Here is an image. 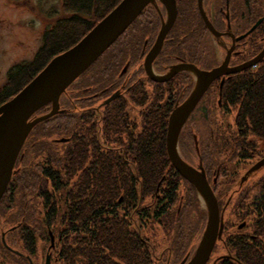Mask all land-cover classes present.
I'll list each match as a JSON object with an SVG mask.
<instances>
[{
	"label": "trees",
	"instance_id": "1",
	"mask_svg": "<svg viewBox=\"0 0 264 264\" xmlns=\"http://www.w3.org/2000/svg\"><path fill=\"white\" fill-rule=\"evenodd\" d=\"M122 0H65L63 7V15L56 18L55 22L43 36L42 47L38 50L33 61L28 63L16 64L8 72V78L2 90H0V106L14 98L25 86H27L56 56L64 53L78 42H80L100 21H102L109 13H111ZM240 1V0H239ZM259 7L254 8L257 13L255 20H249L246 29H252L256 20L262 17L264 20V0H259ZM180 14L178 23L181 22L180 16H185V6L187 0H179ZM190 3V1H189ZM222 8L225 7L223 0ZM148 8L140 15V17L127 29V31L67 90L61 98V106L64 109L62 114L56 115L39 125L34 129L42 127L41 137L34 136V129L28 137L25 146V155L16 163V169L23 162H30V169L16 170L13 179L19 177V181L13 183L8 197V204L3 206L4 210L8 208L23 209L24 218L19 222L24 228L10 229L7 237L12 235L22 234L24 237V251L18 250L25 254H34L37 250V235L47 232V227L55 228L53 223H60V232L57 237L56 246V263L59 264H153V256L150 249L146 246V240L138 232H134L132 228H146L147 220L151 217L150 208L154 203L157 209L153 217L163 224L164 228L169 227L168 232H172L173 227H179L180 218L185 214V211L192 210V223L188 222L190 231L183 238L178 239L171 234L169 246L173 251L176 264L182 258V254L186 253L189 239L196 231H203L206 228L207 213L201 218L203 210L200 208L201 202L195 188L187 182L171 165L166 148V128L171 106L169 104L161 105V84H153L155 90L152 95L149 94L150 109L143 114L141 132L125 133L129 128L124 129L128 118H125L126 107L129 101L140 105H145V93L139 95L133 93L135 89L143 88L145 90L146 81L151 83L144 75L143 71L136 72L141 74L140 81L127 87L126 99H117L106 106L107 110L111 109L109 114L106 113V136L110 133L112 127L122 131L118 138L119 144L122 143L118 151L108 150L102 154L98 150L101 143L100 135L91 136V130L101 128V116L94 108H86L77 103L73 96L89 94L91 92H100L109 84L115 83L114 80L122 70L131 66H138L140 51L143 48L146 39L145 18ZM190 17V13L186 14ZM199 17H197L198 20ZM88 19V20H86ZM156 21L159 22V17L156 14ZM200 21H193L191 29L197 27L198 30L205 31L204 26ZM139 27L135 32L134 28ZM185 27V30L180 27L175 38L181 47L188 46L185 39H178L182 35L190 34L191 29ZM241 28V26H239ZM264 31V21L262 22ZM187 28V31H186ZM185 31V33H183ZM254 31H252L253 33ZM251 34V33H250ZM254 32L253 37H256ZM199 37V38H196ZM193 37V42L196 40L198 48L209 49L211 42L201 39L199 35ZM134 66V67H133ZM96 68L97 75L92 82V85L80 88L78 86L80 80L87 74L91 73ZM131 68V69H132ZM137 71V68L135 69ZM99 77H103L101 80ZM104 81V84H101ZM119 83L116 84L118 86ZM233 106L239 109L235 121V127L240 129L246 138L251 135L257 139H264V65L254 75H246L238 79ZM69 93V91H71ZM96 90V91H95ZM114 90V89H113ZM111 90V92L113 91ZM77 91H80L77 93ZM74 94V95H72ZM154 94V95H153ZM103 95V94H99ZM129 97V98H128ZM150 97L153 98L150 99ZM63 98L64 104L62 103ZM125 99V100H122ZM130 99V100H129ZM119 100V101H118ZM63 104V105H62ZM114 106L112 107L111 105ZM202 106V105H201ZM50 105L42 108L36 115H44L50 111ZM86 108V109H85ZM106 110V112H107ZM90 115V119L87 115ZM94 114V115H93ZM196 114L202 116L203 121L211 120L207 117L206 111L202 108L195 112L189 118L184 127L179 144L181 150L182 143L186 134L190 133L189 126ZM95 116V117H93ZM55 122L58 125L56 128L44 129L47 125ZM59 123V124H58ZM91 123L89 128L86 126ZM117 126V127H116ZM140 127L135 126V129ZM87 129V130H86ZM193 138L199 136L196 132L191 131ZM61 135V136H59ZM63 135V136H62ZM99 135V136H98ZM241 136V135H240ZM61 137L66 141L64 145H68L63 153L58 150L53 151L47 157L45 170L41 167V159L38 157L46 151L47 146L51 145V140ZM34 138L33 142H30ZM111 139V138H110ZM102 140V138H101ZM56 141V140H55ZM59 141V140H58ZM54 143V142H53ZM62 143V142H61ZM87 143L89 146H87ZM254 146V145H253ZM22 150V151H23ZM90 150V151H89ZM199 160L202 166L204 165L201 149H197ZM182 158L185 157L182 155ZM36 159L39 161L37 165ZM187 159V158H186ZM185 160V159H184ZM21 166L19 167L21 169ZM205 166V165H204ZM203 166V167H204ZM206 169V168H205ZM221 169V168H220ZM36 170V171H35ZM40 170V172H39ZM37 173V174H36ZM212 178L213 190L223 188L221 184V174L217 170ZM52 178V187L56 191V198L51 197L46 193V187L51 186L47 182L48 178ZM216 180V181H215ZM186 182L188 189L186 196H177L178 184ZM215 181V183H214ZM13 183V184H12ZM17 186L21 187L23 196L19 197V201L15 199V194L18 197ZM250 187V186H249ZM248 187V188H249ZM261 190L260 195H256L254 200L258 202L253 212H248V216L255 214L252 219V228H264V178L255 183L248 189ZM69 188V190H68ZM247 190V189H246ZM37 192L38 195L34 198L41 199V206H45L47 211L43 225L40 228H32L31 219L33 217L32 207L30 202H26L28 194ZM245 192V191H244ZM7 193V192H6ZM248 195V194H247ZM3 198H7L6 194ZM2 198V199H3ZM178 198V199H177ZM177 200L180 201V208L174 213V207ZM244 205L247 200L242 199ZM151 202V203H150ZM225 200L221 201L223 205ZM15 203H18L16 205ZM27 203V204H26ZM150 203V204H149ZM227 202H225L224 206ZM227 208V210L231 207ZM2 200L0 202V207ZM149 205V206H148ZM148 206V207H147ZM256 206V204H255ZM179 207V206H178ZM190 207V209H189ZM156 208V206H155ZM189 209V210H188ZM242 206H238V210L242 213L243 219H246L245 212ZM184 210V212H183ZM199 212L201 220L195 218V213ZM242 210V211H241ZM16 210H13L15 213ZM234 211H237L236 204ZM259 217H258V214ZM17 214V213H16ZM15 214V215H16ZM250 217V216H249ZM7 218V217H6ZM5 218V219H6ZM6 219L9 224L13 220ZM224 228H238L229 226L228 220H225ZM19 222L15 225H18ZM19 226V225H18ZM196 226V228H195ZM56 229V228H55ZM54 229V232H55ZM177 229V228H175ZM7 232V233H8ZM49 237V235H48ZM7 239V238H6ZM148 239V237H147ZM228 248L223 247L237 258V264H264V246L255 243L246 244L242 238H230ZM9 244V243H8ZM4 249L3 242L0 237V254ZM16 249V248H14ZM7 252V251H6ZM8 257H17L11 252H8ZM233 256V257H234ZM180 257V258H179ZM24 259L17 257V264H21ZM26 261V264L29 262ZM11 264V263H10Z\"/></svg>",
	"mask_w": 264,
	"mask_h": 264
},
{
	"label": "flooded vegetation",
	"instance_id": "2",
	"mask_svg": "<svg viewBox=\"0 0 264 264\" xmlns=\"http://www.w3.org/2000/svg\"><path fill=\"white\" fill-rule=\"evenodd\" d=\"M188 1H190V0H188ZM176 2H177V8H178L177 19H176L175 24L173 25V27L169 31V33H168V35L164 41L162 50L160 51L158 56L153 61V70L157 75H159V76L166 75L172 70V68L174 66L179 65V64H183V63L193 64L196 67H198L200 70L210 72V71L214 70L215 68H218L222 64H224V62L228 58L229 52H231V55H230V58L228 59L227 66H228L229 70H232L234 68L240 67V66L245 65L248 62L252 61L256 57H258L260 55V53L264 50V31H263V27H262V22L264 21L263 15H262V17H260L259 19L256 20L252 29H249V30L246 29V26H247L248 21L250 19L255 20L256 18H258L257 13L254 12L253 10L256 6L259 7V2H261V1H259V0H240V1L239 0H225V7L222 8L220 6L217 8L216 0H203V2H202L203 3V9H204L208 19L210 20L212 25L215 27V29L218 31V33L221 34L219 38H216L208 30V28L205 24V21L202 18V15H201L200 10H199V0H196L197 15L199 16L198 20H197V18L194 17L195 9H191V11L189 13L191 15H193V17H192V18H194V19H192L193 21L202 22L201 24L204 26L205 31L203 32V30H198L197 27H193V29H191V33L189 35L188 34L182 35L178 39H185V43H189L191 40H193L194 36L199 35L201 37V39L204 38L202 43L205 41L211 42L212 48L204 49V50H200L201 48L193 49L192 44H188V46L181 47V48L179 47L180 44H178L179 42L177 43V41H176L177 38H175V35H176V33H178V30H180V26L178 23V18H179V14H180V4H179L180 2H179V0H176ZM157 7L162 12L164 19L167 20V11H166V8L164 7V5L160 2H158ZM157 7L154 5H150L148 7V12H147L146 18H145L146 39H145V43L143 45V48L140 51V56H139L140 63H139V65L135 66V67L133 66L134 68L129 66V67L125 68L126 70H122V72H120V74H118L116 76V78L114 80L115 83L109 84V86L103 88L100 91V93L103 95H100L99 97L98 96H89L85 100L86 102H92V101L94 102L98 99L101 100L100 101L101 103L99 104V111H97V112H99V115L101 116V128H102L100 130L101 135L105 134L106 128H107V123H106V116H107L106 110L107 109H106V106L111 104V102L106 103L107 100L110 99L117 92H119L120 95L116 99H120V98L126 99V91H127V87L131 85L130 83L133 82L132 84H136V82L140 81L141 74L136 73V72H140L142 70L143 75L151 82V83H147V81L145 82L146 83L145 90L143 88L133 90V93H137L139 95H142V93L146 94V97L144 99L145 105H140V106L135 105L136 109L139 110V112H137L138 117H143V114L146 113L147 110L150 109V105H152L149 102L148 95L149 94L152 95L153 91L155 90V86L153 84H161L162 86H161L160 92L162 93V96H165L166 94L168 95L169 100L167 101L166 104H169L171 106L170 114L168 117V122H169V118H170L171 114L176 109V107L179 105H182L189 98V96L191 95L192 91L195 88V85H196L195 76L189 71L179 72L178 74L173 76L168 81L162 82V83L155 82V81L151 80L146 74L145 67H144L145 58L148 56V54L151 52V50L155 46L158 35L160 33V30H161V26H162L161 16L158 12ZM189 13L186 12V14H189ZM156 14L159 17V22L155 20ZM239 26H241V28ZM138 28H139L138 26L135 27L134 32ZM252 31L257 33L256 37H253L254 32L252 33ZM183 33H185V31ZM233 37L235 38V43H234ZM263 65H264V58H262L257 64H255V65H253V66H251V67H249L243 71L227 73V74L222 75L221 77H218L217 79H215L210 84L207 91L204 93V95L202 96L201 100L199 101L198 105L196 106V108L194 109V111L192 112V114L190 115L189 118H191V116L195 112H197L199 110V108L200 109L202 108L201 105H204L203 108H204V111H206V113L208 114L207 117H209V119H215V117H216L215 111L216 110L214 108V105L212 104V101H214V99L215 100L217 99L216 103H217V107L219 108V110H221V109L226 110L225 114H227L229 116L234 115L233 120L235 123L239 109L237 107L233 106V103L235 101L233 98L235 96V91H236L235 86L237 85L238 79H241L242 77H244L246 75L256 74L263 67ZM136 68H137V71L135 70ZM117 83H119L118 86H116ZM111 90H113V91L111 92ZM107 93H109V94H108V96L105 97V94H107ZM101 97H102V99H100ZM125 99H122V100H125ZM150 99H152V101H153L152 97H150ZM115 100H113V101H115ZM162 106H164V105H162ZM87 108H91V107H87ZM126 117L129 120H131V118L129 117L128 114L125 115V118ZM133 121L135 124L136 123L135 120H133ZM137 124H138L137 127H141L142 120L137 122ZM186 124H185V126H186ZM114 126L112 127V130L109 131L110 133L115 134V137L113 139L114 142L104 140V142L102 144H99V146L97 147L98 150H100L102 152V154H105L108 150L118 151V149L120 148L118 138L120 136V133H122V131L114 128ZM135 126L136 125H134V127ZM126 128L130 129V123L129 122H127V124L124 125V129H126ZM183 129H182V131H183ZM167 131H168V124H167V128H166V139H167ZM191 131H193V129ZM236 132L239 136L241 135L242 139H244V141H240L239 143H237L236 153L239 152V150H240V151H242V153H245L246 155H248L247 152L249 151V149L256 150L257 146H258L257 150L259 153H257V150H256V154L255 153L253 154V151L251 150L252 154H253L252 158L253 159L258 158V160L255 161V163L253 165H251L247 170H245L244 174L240 177L239 180H237L235 187L231 189V194L227 195L229 197H228L227 203L224 207H222V204H221L222 199L217 192L218 189L215 188L216 191H214V192H215V195H216L218 203H219L220 211L223 213L224 224H226V221H225L226 220L225 219L226 214H227L226 212H228L227 208L230 206L229 205L230 202L232 201L234 203V199H236L238 196H240V194L244 193V191H246V189L249 186H250V188H251V186H255V183L259 182L260 180H262L264 178V174H261L262 171L264 170L262 168L258 172H254V173L250 174L248 179L246 181L242 182V179L247 174V172L254 165H256L258 162H260L261 160L264 159V139H262V138L257 139L256 137L254 138V136H252V135L249 138H246V136L243 135L242 131L240 129H238L237 127H236ZM193 142H194L195 151H196L197 149L200 148V141L198 140V137H196L195 139L193 138ZM179 150H180V154H181L180 144H179ZM196 155L197 156L199 155V153L197 151H196ZM181 156H182V154H181ZM199 156L197 157V162H195V161L192 162L189 159H186V157L184 159L190 165L194 166L195 168H198V166L200 165L199 164L200 163ZM18 161H19V159H18ZM204 169H205V166H204ZM205 171H206V169H205ZM217 173L221 174L220 167L217 168ZM206 175H207V173H206ZM207 178H208V176H207ZM208 180H209L210 184L212 185L213 182H211L209 178H208ZM47 182H49L52 185L53 179L50 177L47 179ZM10 184H11V182L9 183L8 188L11 187ZM257 189L259 190L258 187H257ZM6 192H7V190H6ZM5 194H4V196H5ZM224 195H226V193ZM253 201H254V205L251 207L252 209H254L255 207L258 206V202L255 201L254 198H253ZM255 204H256V206H255ZM244 205H247V204L245 203ZM247 209L248 208H246L245 214L248 213ZM249 216L250 217L253 216L254 218L255 217L257 218V216L255 214H252ZM249 216H248V214L246 215V219H244L243 222H241L239 224V226H237L238 228H224L223 229L221 240H219L217 242V244L214 248V251L212 252V255H211L209 261L207 262V264H237L238 263V261L236 260L237 258L233 255V253L229 252L228 249L224 250L223 254H221L217 257H214V254H216V250L218 249L217 245L222 244L223 247L225 246L226 248H228V244H229L228 242H229L230 238H235V237L239 238L240 237V238L244 239L246 244H252V243L256 242V245H260V247H258V248H263V246H264V228H252L253 227V222H252L253 217L250 218ZM258 217H259V214H258ZM23 222H24V219L22 220V222H19V224H18L19 226L16 225L14 227H11L10 229L24 228L21 225ZM241 225H244L243 228H240ZM54 229L55 228L47 227L50 246H49V250H48V253L46 255V258H45V263H46V259H47L48 255L50 256V262L51 263H52L53 259H54V262L57 261L55 251H56V246L58 243V241H57L58 232H56V231L54 232ZM205 229L206 228H204L203 231H200V230L196 231L195 234L191 237V239H189L188 245H187V247H188L187 251H186V253L182 254L183 256H182L181 260L179 261V264H181L186 258H188V260L191 259L194 252L196 251L197 247L200 244V241L202 239V236H203ZM167 230H169V228H167ZM8 231L1 233V241L3 242L2 237L4 235L5 242H6V244L3 243L4 249L7 252H11V254H14V255L19 256L20 258H22L24 260H27L29 262V264H36V263H34L32 256L27 255V253L23 254V253L19 252L17 249L10 247V245L8 244L7 239H6L7 235L9 234ZM21 232H22V234H20V235H21L22 240L24 241L23 231H21ZM52 237H54V245L53 246H52ZM146 244H147L146 246L150 249V252L153 256V264H157L156 258L154 256V252L156 253V251L154 250L153 243L147 241ZM28 252L30 253L29 250H28ZM165 254H167V257H165L166 256ZM6 256L8 257V255L6 253L1 251L0 264H10V263L5 261ZM158 260H159V262H158L159 264H176L175 258L173 256V251H172L170 246L167 249H165L162 257L158 258Z\"/></svg>",
	"mask_w": 264,
	"mask_h": 264
},
{
	"label": "rangeland",
	"instance_id": "3",
	"mask_svg": "<svg viewBox=\"0 0 264 264\" xmlns=\"http://www.w3.org/2000/svg\"><path fill=\"white\" fill-rule=\"evenodd\" d=\"M188 1V0H187ZM64 2L65 0H0V90H2L4 84L7 81L8 78V72L13 68L14 65L16 64H21V63H28L34 60L35 55L37 54L38 50L42 47L43 44V36L47 30L51 28L53 23L55 22L56 18L63 15V7H64ZM216 6L217 8L222 6L223 1L222 0H216ZM191 9H195L194 12V17L197 18L199 17L197 15V7H196V0H190V3L188 1V4L185 6V11L189 13ZM193 15L190 14V17L185 16H180L181 22L179 23V26L182 27L185 30V27L188 26L187 28L191 29V26H193L191 23L193 22L192 18ZM88 20V19H86ZM200 23V22H199ZM186 28V31H187ZM196 37V36H195ZM199 38V37H196ZM188 44L193 45V49L198 48V44L196 40L193 42L191 40ZM202 50V49H200ZM96 68L91 71V73L87 74L84 76L82 80H80L78 86L80 88L86 87L87 85H92L94 82L93 79L97 76L94 73H96ZM101 80H104V78L99 77ZM105 81V80H104ZM104 81L101 84H104ZM106 85V84H104ZM87 88V87H86ZM96 91V90H95ZM69 91V93H71ZM80 91H77V93ZM81 93V92H80ZM100 92H91L89 94H84V95H77L76 98L73 96L72 99H75L77 103H80L81 106H86L91 107L92 109H96L99 111V104L101 103V100H96L92 102H86L85 100L89 96H100ZM109 93L105 94V97L108 96ZM74 95V94H72ZM104 97V96H103ZM163 97V98H162ZM129 98V97H128ZM162 98L161 104L165 105L167 103L168 95L166 94L165 96H160ZM102 99V97L100 98ZM64 100L66 102V98H63L62 103L64 104ZM117 100V99H116ZM119 101V100H118ZM217 99L212 101V104L214 105L215 108V119L203 121L202 116L200 114H196L193 117V120L189 126V130H194L196 134L199 136V141H200V149H201V154L203 158V162L205 165L206 170L209 172V175H213V173L217 170L218 167L221 168V184H223V188L221 186L217 190L218 194L220 195L222 200H225L227 202L228 197L227 195L231 194V189L235 187V184L237 180L240 179V177L244 174L245 170H247L251 165L255 163V161L258 160V158H252L253 154H256V150L258 149V146L256 147V150L249 149L247 152L248 155L245 153H242V151L239 150V152L236 153L237 148L236 145L240 141H244V139L241 138L236 132V127L234 123V115H227L225 114L226 110H219L217 107L216 103ZM62 104V105H63ZM137 104L129 101V105L126 108V114L129 115L131 120L128 119V122L130 123V129L128 131H125V133H136L138 134L141 132L142 128L135 129L134 125H138L137 122L140 120H143L142 117L137 116V112H139L138 109H136ZM112 107L114 106L111 105ZM204 106V105H202ZM85 108V109H86ZM61 109L64 110L61 106ZM111 112L110 110H107V113ZM48 113V112H47ZM87 115V114H86ZM94 115V114H93ZM87 117L90 119V115H87ZM95 117V116H93ZM135 120V124L134 121ZM59 124V123H58ZM58 125H55V122L51 123V125H47L44 127V129H54ZM91 126V123H89L86 128H89ZM102 128H97L94 130V128L91 130V136H94L96 134L100 135V130ZM87 130V129H86ZM45 131H42V127H39L37 129H34V136L36 135L37 138L41 137V133ZM107 132V131H106ZM105 132V133H106ZM190 133L186 134L185 138L183 139V149L181 150V154L184 155L187 159L190 161H195L197 162V155L195 151V146L193 142V136ZM31 134V133H30ZM98 135V136H99ZM30 136V135H29ZM61 136V135H59ZM63 136V135H62ZM100 141L102 144L104 140L114 142L113 139L114 137L112 134L109 136L100 135ZM102 138V140H101ZM111 138V139H110ZM63 138L58 137L54 138L51 140V145L47 146L46 151L41 154L38 159L41 161V167L44 168L45 170V164L47 163V157L50 156V154L53 151L58 150L59 152L63 153L68 145H64V143H61V140ZM34 138H31L30 142H33ZM56 140V141H55ZM59 140V141H58ZM54 142V143H53ZM120 147L122 146V143L119 144ZM87 146L89 144L87 143ZM27 147H24V149ZM253 154H252V151ZM90 151V150H89ZM26 150L22 151V155L20 159H22L25 155ZM27 153V152H26ZM257 153L258 150H257ZM245 158V159H244ZM39 161L36 159L35 165L39 163ZM30 162L25 161L23 162L22 166L19 164L18 166H21V169L18 167L16 170H24V169H30ZM264 169V168H263ZM36 171V170H35ZM40 172V170H39ZM37 174V173H36ZM261 174H264V170L262 171ZM19 177L13 179V183H16V181H19ZM212 178H210L211 180ZM12 183V184H13ZM12 186V185H10ZM188 189V185L186 182H181L178 184V193L177 196L184 195L186 196V191ZM248 189L240 194L236 199H234V203L231 205V207L227 210L226 212V220H228L227 224L229 226H234L236 227L237 224H240L243 222V216L242 213L238 210V206H242L244 209L243 211H246V208H248V212H253L254 209L251 207L254 205L253 198L257 195H260L261 190L257 189L252 190L251 192H248ZM46 193L50 195L53 198H56V191L52 188V185L49 187H46ZM69 190V188H68ZM22 191H24L20 186H17V193L18 197L15 194V199L19 201V197L23 196ZM10 189H7L6 196L7 198L2 199V204L0 207V237L2 232L8 231L11 227L16 226L15 224L17 221L19 222L22 218H24L23 214V209H14V208H8L7 210H4L3 206L8 204V197L10 196ZM260 192V193H259ZM29 193V192H28ZM33 194H28L27 198V203L30 202V207H32V213L33 217L31 219V225L30 227L32 228H40L41 225H43V221L46 217L47 211L45 209V206H41V199L34 198L33 200L31 197H35L38 195L37 192H32ZM226 193V195H224ZM248 194V195H247ZM25 196V193H24ZM178 199V198H177ZM200 199V198H199ZM242 199L247 200L246 204L247 205H242L244 202ZM201 205L200 208L203 210L202 213V219L203 215L207 210L205 209V204L200 200ZM225 202H223L222 207H224ZM26 203V204H27ZM151 203V202H150ZM149 203V204H150ZM18 205V203H15ZM180 201L177 200L175 203L174 207V213L180 208ZM236 204L237 211H234ZM152 207L150 208V213L151 217L149 220H147V226L146 228H132V230L136 233H140L143 236V239L146 241H149L153 243L154 250V256L156 258L157 264H159L158 258H161L165 249L169 247L170 244V239L172 237L171 234H174L175 237L178 239L183 238V234L185 232V235L190 231L191 228L188 226V222L192 223V210L190 211H185V214L180 218L179 221V227H173L172 232H168L166 227L164 228L163 224H161L158 220H155L153 217V214H155V210L157 209V202L156 205L154 203H151ZM149 206V205H148ZM147 206V207H148ZM156 206V208H155ZM179 206V207H178ZM190 209V207H189ZM188 209V210H189ZM13 210H16L15 213ZM242 211V210H241ZM184 212V210H183ZM17 213V214H16ZM16 214V215H15ZM248 214V213H247ZM245 214V215H247ZM10 215V221L13 220L12 224H9V222H6V219L8 220ZM7 217V218H6ZM198 218L201 220L199 212L197 210V213H195V218ZM251 216L250 218H252ZM6 218V219H5ZM254 219V217L252 218ZM54 227L56 228V232H60V223L58 221L53 223ZM177 228V229H175ZM196 228V226H195ZM41 234H38L36 239H37V250L35 251L34 254L27 253V255L32 256V259L34 260V263L36 264H46L45 263V258L49 250V237L48 233L44 232ZM148 237V239H147ZM184 240V238H183ZM7 242L9 243L10 247L20 249L24 251V241L21 238L20 234L12 235L10 234L7 237ZM22 242V243H21ZM218 249L216 250V254H214V257H217L221 254L224 253L223 245L219 244L217 245ZM4 253L7 255L8 252L4 251ZM56 253V251H55ZM167 257V254H165ZM19 257V256H17ZM17 257H5V261L11 264H17ZM180 258V257H179ZM28 262V261H27ZM161 262V261H160ZM21 264H26V261H22ZM51 264H59L54 262V259Z\"/></svg>",
	"mask_w": 264,
	"mask_h": 264
},
{
	"label": "water",
	"instance_id": "4",
	"mask_svg": "<svg viewBox=\"0 0 264 264\" xmlns=\"http://www.w3.org/2000/svg\"><path fill=\"white\" fill-rule=\"evenodd\" d=\"M158 2L166 8L167 20L164 19L162 12L158 9ZM202 2L203 0H199L202 18L210 33L219 38L221 34L208 19ZM150 5L157 7L162 26L155 46L145 58L144 67L147 76L155 82L162 83L179 72L189 71L196 79L195 88L189 98L182 105L177 106L169 118L166 148L172 166L195 188L207 209L206 229L200 244L191 259L186 258L181 264H207L217 242L222 237L223 213L220 211L213 186L210 184L202 164L195 168L182 158L179 150L180 134L210 84L222 75L243 71L257 64L264 58V50L252 61L232 70H229L227 66L231 55L229 52L224 64L210 72L200 70L193 64L183 63L174 66L166 75H157L153 70V61L162 50L164 41L177 19L176 0H122L79 43L52 59L21 92L0 106V201L15 173L16 162L31 131L40 123L64 112L61 110L60 100L68 88L127 31ZM119 95L120 93L117 92L106 103L112 102ZM48 105L51 107L48 113L36 115ZM65 141V139L61 140V142ZM262 168H264V159L247 172L242 182L246 181L250 174L258 172ZM243 226L241 225L240 228ZM2 240L6 244L4 235ZM53 245L54 237H52ZM46 264H51L49 255Z\"/></svg>",
	"mask_w": 264,
	"mask_h": 264
}]
</instances>
